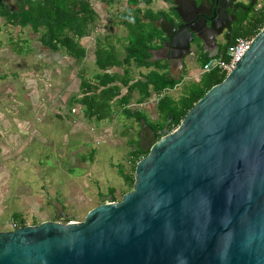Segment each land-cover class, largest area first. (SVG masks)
<instances>
[{
	"label": "water",
	"instance_id": "95a60500",
	"mask_svg": "<svg viewBox=\"0 0 264 264\" xmlns=\"http://www.w3.org/2000/svg\"><path fill=\"white\" fill-rule=\"evenodd\" d=\"M187 2L210 16L199 18L203 28L185 18ZM187 2L174 0L187 23L183 45L176 41L181 25L155 22L168 38V63L183 65L199 44L218 54L217 36L231 31V23L216 29L218 8L208 15L201 2ZM172 119L170 112L159 138L140 125L148 153L119 200L109 196L80 221L0 230V264H264V25L224 79L169 130Z\"/></svg>",
	"mask_w": 264,
	"mask_h": 264
},
{
	"label": "rangeland",
	"instance_id": "374dc122",
	"mask_svg": "<svg viewBox=\"0 0 264 264\" xmlns=\"http://www.w3.org/2000/svg\"><path fill=\"white\" fill-rule=\"evenodd\" d=\"M90 1L98 14V19L95 25L91 27V35L83 37V46L87 55L82 60H74L63 49L53 52L44 48L39 40L40 31L34 32L29 26L20 31L19 39L13 46L14 50L8 43L9 34L11 35L14 31L9 30L8 33H0V76H7L5 82L9 85L6 87L12 84L16 86V94L19 95L18 100L27 105L32 104L26 94L24 75L27 72L41 71V75L46 73L50 76L48 80L43 81L44 84L39 83L38 87L44 85L43 87L49 89V92L57 94L50 98L49 105L52 106L57 103L61 107L58 108V117L52 110L46 111L47 117L40 123V126L42 127L49 122L54 123L55 126L50 129L51 134L58 141L57 147L66 151L65 160L62 162L65 172H61V170L59 172H45L43 183L33 172H27L22 177L28 182L25 188H19L20 183L18 184V182L22 178L18 176L11 178L12 193L10 192L7 207L0 216V228L1 224L11 223V215L17 222L23 217L27 224L39 223L44 218L51 220L58 213L64 215V218L80 221L83 220L90 208L106 201L111 196V191L119 200L129 188L123 175L128 173L132 175L133 173V162L130 159L135 148L134 131L139 129L137 128L138 124L124 117L117 105L114 108L113 104L110 105L111 110H115L111 118L99 121L96 118L84 116L83 105L79 102H72L75 97L77 98L81 94L77 91V68L80 66L81 70H84L85 76L90 79L99 70L95 62L91 61L95 49L94 37H92L94 32L96 31V36L102 30L105 33L106 31L115 32L116 35L126 33L124 26L120 24V17H118L119 12L126 4L124 0H114L108 6L104 0ZM141 6L143 7L144 4ZM22 38L26 41H23ZM99 39L102 40L101 35ZM118 45V47H122V43H118ZM118 51L123 53V48ZM196 66L198 65L196 64ZM113 70L122 71L118 67ZM72 73H75L74 77ZM10 74H17V76L8 77L11 76ZM62 84H64L63 87ZM59 88H63V91L60 92ZM152 102H148L144 110L147 111L150 119H156ZM72 108H76V111ZM39 112L43 114V110ZM28 116L32 121H35L34 112L30 111ZM45 137L49 138L47 135ZM29 147L38 160H41V156H43L44 160L49 161L47 160L49 157L55 156L53 146L49 143H42L36 137L33 138ZM71 153H76L74 163L71 161ZM83 155L85 159H82L81 156ZM42 184L43 189L40 187ZM28 190L30 191L25 193ZM22 193H25L24 195L31 193L34 196H43L45 201L39 207L40 210L36 208L35 214L28 211L23 204ZM53 201L59 209H54L52 204H48Z\"/></svg>",
	"mask_w": 264,
	"mask_h": 264
},
{
	"label": "trees",
	"instance_id": "16d2710c",
	"mask_svg": "<svg viewBox=\"0 0 264 264\" xmlns=\"http://www.w3.org/2000/svg\"><path fill=\"white\" fill-rule=\"evenodd\" d=\"M106 3L112 0H104ZM19 9L9 12L0 3L1 13L7 15L12 24L24 28L29 26L34 32L40 31L39 40L44 48L57 52L62 50L76 60L85 57V48L79 39L88 35L90 28L95 25L98 14L91 6L89 0H17ZM129 8L120 16L121 22L129 32V42L125 47L126 54L119 57L113 47H106L98 42L95 49V64L99 72L94 80L85 76L81 70V96L75 97L72 102L83 105V115L97 119L112 117L114 111L110 105L116 103L123 106L121 114L134 121L146 122L145 115L136 109L126 108L131 101L138 104L146 101L152 93H160L165 88L172 87L174 81L164 73L151 69L142 78L134 80L130 73L129 66L133 63L136 67H152L150 61V51L153 47L154 39L160 36V30L154 26L156 20L163 12L153 13L150 10L141 11L138 5L149 4L151 0H127ZM130 6H137L132 8ZM264 6V5H263ZM264 25V7L260 12L253 15L244 27H239L230 43L235 38L249 34H256ZM226 58V57H225ZM206 58L203 62H205ZM112 67H124L123 73L108 72ZM225 77L224 73L212 70L204 74L201 86H196L186 97L179 102H174L169 97L164 96L157 103L159 114V124L153 126L159 138L160 130L163 127L165 118L171 112L173 117L169 130L175 128L180 120L185 116L193 104L214 84L221 82ZM126 87L122 94V87ZM135 148L131 153L130 161L133 162V173L125 174L124 179L132 188L134 181V167L136 162L147 155L148 150L143 148L138 140L134 143ZM125 193V192H124ZM112 200H117L114 193L110 192ZM104 202V201H102ZM73 220L66 218V221ZM22 218L18 225H26ZM36 224V223H33Z\"/></svg>",
	"mask_w": 264,
	"mask_h": 264
},
{
	"label": "crops",
	"instance_id": "0c3cea01",
	"mask_svg": "<svg viewBox=\"0 0 264 264\" xmlns=\"http://www.w3.org/2000/svg\"><path fill=\"white\" fill-rule=\"evenodd\" d=\"M141 4H144V3H141ZM141 4H139L140 6H138V8H140L141 11L150 10L153 13L163 11V6H162L163 4L161 1H159V4L157 3L154 4L152 2L149 4H144L143 7L141 6ZM130 7L133 8L134 6H130ZM128 8H129V4L127 2V9ZM154 26H155V23H154ZM22 29L23 28L19 26H16L14 28V33L17 34L15 35V41L19 39L18 35L20 34V31ZM124 29H125V32L127 33V38H126V42L122 44V47H121L123 48V53H120V51H118L119 49H121L120 47H118L119 46L118 44L112 43L111 45L119 57H123L126 54L125 47L129 42V32L125 26H124ZM162 35L163 33L160 30V36L154 39L153 41V47H152V50L150 51V61L153 62L152 67H149V68L136 67L133 63H131V65L129 66L130 73L133 76L134 80L138 78H142V75L147 74L151 69H155V66H157L156 68L157 71H159L160 73H164L165 75H167L168 78L174 81V85L172 87L165 88L160 93H152L151 97L147 99L146 101L140 104L134 101L133 102L131 101V103L125 106L126 108H131V109H136L138 111H141L145 115V119L149 121L148 124L151 125L152 127L156 124H159V121H160L159 114L157 112L158 101L164 96H166L177 103L179 102L181 98L186 97L196 86H201L204 74L208 73V72H202V65L204 63L203 61L206 58L210 57V53L213 54L216 52L214 49L213 51H210V52L206 50L196 55L195 54L196 52L190 51V53L184 56L183 65H181L179 61H175L174 63H168L167 61L168 58L164 57L165 54L162 50H160V47L158 46L159 44L157 42V39H160ZM23 41H26V40L23 39ZM227 45L224 46L222 51H219V53L214 56H223L224 50ZM95 49L93 50L94 55H93V60L91 61H95ZM13 50H14V47H13ZM85 52H86V49H85ZM86 55L87 53L85 54V56ZM172 60L173 59H171V62ZM196 64L198 66H196ZM61 66L64 67V65H61ZM114 68H117V67H112L111 69L108 70V72H118V71L113 70ZM118 68L122 69V71L118 73H123L124 67H118ZM46 72L48 73V71ZM80 73H81V68L79 66L76 70V74L78 75L77 91H79V93L81 92ZM74 75L75 73H72L73 77ZM95 75L93 76V78H91L92 80H94ZM12 76L16 77L17 74H12L11 76H8V77L12 78ZM6 77L7 76L5 75L0 76V216L4 212V209L7 207V199H8V196L10 195V192L12 193V187L10 185V182L12 181L11 180L12 177L18 176L22 178L24 174H26L27 172H33L34 174H36V177L42 180V183H43L44 178H45V172H59V170H61V172H65L64 165L62 162L63 160H65L64 157H65V152H66L65 149L62 150L57 147L58 141L51 134L50 129L53 128L55 124L52 122H49L43 125L42 127L40 126L41 125L40 123L43 120H45V118L47 117L45 115L46 111L52 110L55 113V115L58 117L59 116L58 108L61 107V105H58L57 103L53 104L52 106L49 105L50 98L51 97L53 98V96H56L57 94L49 92V89H47L46 87H43L44 85H42V87L40 86V88L38 87L39 83L44 84L45 82L43 81L48 80L50 76H48L46 73L44 75H41V71H37V72L35 71L34 73L30 71L24 75L25 77L24 79L26 81V88H27L26 94L29 98V101L32 103L30 105H27L24 102H21L20 100H18L19 95L16 94V86L14 84L10 85L9 87H6L7 85H9L8 83L5 82ZM58 81L57 83H59ZM63 85L64 84H62V87ZM59 91L60 92L63 91V88H59ZM121 91H122V94L125 93L126 87L123 86ZM80 96L81 94L78 95V97ZM151 101H153L152 104H153V107H154V110L157 116L156 119H153V118L150 119L149 116L147 115V111L144 110L146 108L147 103ZM113 105H114L113 106L114 108L117 104L113 103ZM118 107H119V110L123 108V106H120V105ZM75 109L72 108V110H75ZM41 110H43V114L39 112ZM30 111L35 113V121H32L29 118L28 114H30ZM109 118L110 117H106V119H109ZM134 122L138 124L137 128H139L140 125L143 123V121H140V122L134 121ZM136 130L141 134V131H139L140 128ZM46 135L49 136L48 139L45 137ZM140 136L141 135H139L138 137ZM34 137L38 138L42 143H49L50 145H52L55 156L49 157L47 159L49 161L44 160L43 156H41L42 157L41 160H38L37 157H35L33 153L30 151L31 149L29 147ZM64 142H65V139H64ZM75 154L76 153H73L70 156L72 163H74ZM45 157H48V156H45ZM81 157L82 159H85L84 155ZM18 184H19V188L21 187L25 188V185L28 184V182L24 180V178H22L21 180H19ZM40 187L41 189H43L44 188L43 184ZM29 191L30 190H28L25 193H28ZM25 193H22L23 204L25 205L28 211L33 212V214H35L37 212L35 211V209L39 208L44 203L45 200H43L44 199L43 196L42 197L40 195L34 196L31 193H29L28 195H24ZM48 204H52V208L54 209H59L58 205L54 203V201ZM11 216L13 217V215ZM12 217H11V220H12L11 223H7L5 225L1 224L0 230L12 229L11 225L14 222L18 224V222ZM43 220H48V218H44L42 219V221Z\"/></svg>",
	"mask_w": 264,
	"mask_h": 264
},
{
	"label": "flooded vegetation",
	"instance_id": "af4514ba",
	"mask_svg": "<svg viewBox=\"0 0 264 264\" xmlns=\"http://www.w3.org/2000/svg\"><path fill=\"white\" fill-rule=\"evenodd\" d=\"M113 1L114 0H112L109 3H106V5L107 6L111 5ZM115 1H120V0H115ZM124 1L126 4L122 8V10L119 12L118 17H120L125 12V10L127 9V0H124ZM159 1H161L163 4L162 5L163 6V11H162L163 14L159 18L165 17L167 21H172L176 27L181 25V28H178V30H177V32L179 31V34L177 36L176 41L179 45H183L185 43V41H187L189 39L188 33L185 30H183L187 26V23H183V21L181 19L182 17L175 10L176 4L174 3V0H151V2L154 4L155 3L159 4ZM179 1L184 2V5H186L187 0H179ZM194 1L196 2L197 5H199L201 2L199 9L203 13H208V15H212L213 12L216 11V8H218L217 6H215L214 0H213V2H212V0H194ZM89 2L91 4L90 0H89ZM0 3L2 4L3 8L8 10L9 12H14V11H17L19 9L17 0H9L10 6H8L7 4H4L2 2V0H0ZM258 3L261 6L260 9H257L255 7ZM220 4H221V6L218 8L219 11L217 10L218 11V14H217L218 18H217V21L215 22L216 29L220 30L223 26L227 25L228 23H231V31H230V34L228 35V38H226L227 30L223 29L221 35L217 36V39H216V41L219 45V51H222L224 46L227 45V43L234 37L235 33L237 32V29L239 27H244L246 25V23L248 22V20L253 15H255L256 13L260 12L261 9H263L264 0H262V1L261 0H220ZM187 5H188V2H187ZM91 6H92V4H91ZM138 6H140V5H138ZM136 7L137 6H134L133 8H136ZM193 10H194V12H193ZM225 10L227 11L228 14L226 13ZM1 11H2V9L0 8V33H8L9 30L14 31V28L16 27V25L12 24L11 21L8 19L7 15L1 13ZM232 12L234 13V16L231 14ZM184 16L187 20L188 19H194L195 22L197 23V25H200L201 28H203V25H202L203 21H202V19H199V18H201V16H204L205 18L210 17V16H206L205 14H202L200 12L196 13V10L192 6V4H189L187 6V9L185 8ZM90 30H91V28H90ZM173 31L171 33H173V35H174L176 32H173ZM90 35H91V31L89 32L88 35H85L83 37H86V36L88 37ZM100 35L102 36V40L99 39ZM83 37H81L79 39L81 45L83 44ZM92 37H94V39H93L94 47H97L98 42L101 43L102 45L106 46V47H111L112 43H115V44L125 43L126 38H127V33L122 34V35H116L115 32H107L106 31V33H105L102 30V32L100 34H98V36H96V31H95L94 35ZM97 37H98V39H97ZM167 40H168V38L164 34L160 37V39H157V42L159 44L158 46L160 47V50H162L163 43ZM15 42H16L15 41V33L13 32L11 35L9 34L8 43L13 48ZM183 50H184V48H182V51H181V49L178 50V52H180V51L183 52ZM192 51L196 52L195 54L198 55L200 52L203 51L202 45L199 44L196 49H191V52ZM91 118L97 119L96 116H92ZM104 119H106V117L103 119H97V120L102 121ZM139 135H141V134L138 131H134L135 139L138 141L140 140V137H138ZM139 143H140V141H139ZM141 146L146 149L147 143L144 141L141 143ZM56 218H58L62 222L66 221V218H64V215H61L59 213L55 214V216L53 217V219H56Z\"/></svg>",
	"mask_w": 264,
	"mask_h": 264
},
{
	"label": "built area",
	"instance_id": "2783aa9c",
	"mask_svg": "<svg viewBox=\"0 0 264 264\" xmlns=\"http://www.w3.org/2000/svg\"><path fill=\"white\" fill-rule=\"evenodd\" d=\"M260 9V4L255 6ZM255 34L237 37L233 43L226 46L223 56H211L202 65V72H210L217 70L225 75L233 68L235 63L241 58L245 51L249 48L251 40ZM226 57V58H225ZM74 221V220H69ZM66 222V221H64ZM12 229L20 226L17 223H12Z\"/></svg>",
	"mask_w": 264,
	"mask_h": 264
}]
</instances>
